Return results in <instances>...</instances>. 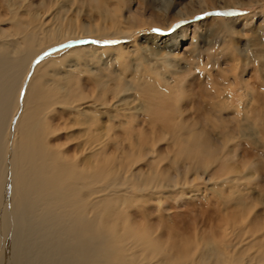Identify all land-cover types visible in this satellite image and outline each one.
Segmentation results:
<instances>
[{"label":"bare ground","instance_id":"1","mask_svg":"<svg viewBox=\"0 0 264 264\" xmlns=\"http://www.w3.org/2000/svg\"><path fill=\"white\" fill-rule=\"evenodd\" d=\"M23 1L9 0L10 11L0 6V264H264V224L258 222L257 211L251 219L242 215L245 219L239 222L248 223V229L239 226L223 243L204 237L200 246L184 239L174 223L142 217L155 209L152 202H160L159 194H176L183 187L175 172L159 167L160 161L169 158L177 169V156L202 152L216 164L220 146L213 132L240 139L264 132V107H249L245 124L231 121L238 114L235 108L190 100L189 84L183 86L187 98L160 124L146 123L145 114H126L128 109L115 112L108 83L125 84L130 75L149 83L143 57L175 55L188 34L192 11L184 5L178 9L174 0H118L111 7L109 0H97L93 8L91 1L80 0L77 13L87 10V24L65 25L48 18L51 0L42 11L22 19L16 8ZM145 10H150L149 28L156 33L146 35L143 40L150 44L142 46L134 36L145 28L131 23ZM110 40L116 43L106 44ZM217 83L216 94L225 93L229 83ZM242 84L236 91H242ZM124 86L121 91H127ZM245 94L253 101L260 98L251 90ZM223 97L233 100L230 93ZM139 115L144 117L140 131L151 141L140 138L128 147L124 142L114 147L115 130L138 128L130 122ZM71 126L81 131L78 144L71 143ZM167 149L176 158L163 154ZM252 158L255 173L264 176L263 154ZM138 160L143 164L136 167ZM232 180L239 178L226 176L220 183ZM247 205L237 202L243 210ZM249 229L251 245L257 247L253 255L247 247L239 248ZM259 231L261 236L254 235Z\"/></svg>","mask_w":264,"mask_h":264},{"label":"rangeland","instance_id":"2","mask_svg":"<svg viewBox=\"0 0 264 264\" xmlns=\"http://www.w3.org/2000/svg\"><path fill=\"white\" fill-rule=\"evenodd\" d=\"M49 1H23L20 4L21 6L16 8L18 15H22V19H29L34 11L45 9ZM89 1H91V8L99 5L96 2L97 0ZM50 2L52 3V8L48 12V18L50 19L54 16L51 19V23H62L60 21L63 20L65 25L67 23L75 24V21L76 24H87V10L83 13H77L80 0L79 2L78 0H51ZM116 2L118 3V0H109V7ZM132 3H135V1L133 0ZM174 4H177L178 9L184 5L194 15H191L190 18L192 20L190 22L186 21L189 23L186 38L180 43L179 49L174 52L175 55H165L159 59L152 54H147L146 57H143L144 71H147L151 78L149 83L146 81L143 83L138 82L135 80L136 77L133 80L129 79L133 75H130L125 84L116 80L112 84L108 83L106 86L107 92L112 98L115 97L114 103L117 104L115 112L119 113L122 109L121 113H123V109H128L125 112L126 114H145L144 116H147L146 123L160 124L167 117V112L174 105H180L181 101L187 98L188 94L185 92L186 90H184L183 86L189 84L193 90V95L191 94V97H189L190 100L197 101V103L201 102L203 103L202 106H208L209 103H219L228 105L227 107L231 109L233 107L238 114L236 113V116L230 120L242 124L247 123L250 120L247 117L249 107L252 105H259L260 108L264 107V0H174ZM8 5L10 6L9 0H0V6L3 7V11L5 9L10 11ZM61 6L64 7L63 10L61 9L60 13H57L58 8ZM171 7H169V10L174 9V6ZM148 11L150 10H145L146 14L143 16L136 15V18H133V23L129 22L134 26H139L141 29L145 28L134 36L137 45L146 46V43L150 44L143 39L146 35H148L146 37H149L151 34L156 33L153 28H149L151 26L149 24ZM76 18L79 19L75 20ZM191 40H193V43L190 46ZM110 41L106 42V44L116 43L112 42L115 40ZM147 41L150 40L147 39ZM101 42L104 43L105 40ZM244 45L249 46L245 51H243ZM158 66H162V68ZM133 67L134 63L131 65V70H133ZM157 72H159V75H156ZM216 80L217 82L224 80L225 83H229V86H225V93L216 94L217 85L219 86ZM117 83L121 85L116 86ZM240 83L244 84H242V91L238 92L236 89ZM123 86L127 87V91H121ZM248 90L258 92L260 95L259 100L253 101L250 97L248 98L245 94ZM227 93H230L233 97V100L230 102L225 99L226 97L222 98V95L224 96ZM236 95L241 97V100L238 101ZM123 100H125V103H123ZM127 101L128 104L126 105ZM194 110V107L191 108L193 114ZM230 113L233 114V110ZM143 118L142 115H139V117L132 119L130 122V124L137 126L139 129L136 127L128 130L117 128L115 131L118 134L114 137L113 146L119 148L120 143L124 142L128 147V145L138 142L140 138L142 140L145 138V141H151L149 138L143 137L148 134L143 135L140 131L139 123L142 122ZM99 122L102 123L103 119ZM71 127L67 130L69 134L74 135L71 143L78 144L79 140H77V137L81 131L76 126L75 129L74 126ZM225 134L222 135L219 132L212 133L215 141L220 146V149L216 153L217 155H215L216 158L220 155V159L216 161V164H212L211 159L205 157L202 152H199V156H197V153H194L195 155H189V158L180 159L181 156H177L170 149V151L168 149L165 152L163 151V154L171 158H176L177 156V160H179L178 162L181 163V166L177 165V169H175L176 165L173 166L169 162V158H165L163 161H160L159 167L164 168V170L166 169L167 172L170 171V173L175 172L180 177L177 176V181L181 180L180 184L183 187L176 194H159L160 202H152V209H155H151L152 211L142 215V217L153 218L152 220L157 221L161 219L168 224L174 223L173 225H175L176 230L183 234L184 239L188 238L191 243L194 242L193 244L198 246L202 244V238L204 237H210L215 241L219 239L217 240L219 243L229 240L230 233L232 235V231L240 228L239 226L249 228L248 223L246 224L244 221V223L240 224L239 221L245 218L251 219L256 213L260 217L258 222L264 224V176L262 173H255L257 171H255V167L253 166L254 162L252 158V155L255 153H261L264 157V132L262 131L259 134L253 133L250 137L241 139L236 138L235 135L229 136L227 133ZM121 137L123 141H120ZM158 145L162 149L165 147L163 142H159ZM79 149L77 150L78 153H80ZM181 151L182 148L178 150V152ZM182 161H184V166L182 165ZM187 163L189 164L187 165ZM139 164H143V162L138 160L135 164L136 167ZM143 169L146 170V167ZM229 170L233 171V173H229ZM226 176H235L239 180H232L229 184L224 183L225 185H221L220 180L226 178ZM229 187L235 190L233 191ZM237 199L244 201L246 205L248 204L247 207L250 206L251 209L243 210L242 207L237 206ZM158 204L160 206L162 204L163 207L161 208ZM244 214L246 217L242 216ZM220 217L223 218L220 219ZM213 224L217 227H214ZM262 230L264 228L260 231L262 232ZM249 231L244 235L245 239L241 242L239 248L247 247L249 252L247 250L246 252L253 255L257 247H252L251 243L253 239L250 236L251 230L249 229ZM260 231L254 235L261 236ZM204 232L205 234H203ZM192 238H195V240ZM248 253L245 256H248Z\"/></svg>","mask_w":264,"mask_h":264}]
</instances>
